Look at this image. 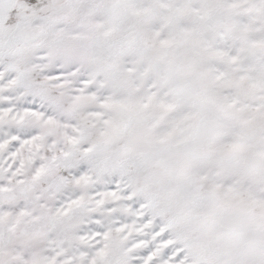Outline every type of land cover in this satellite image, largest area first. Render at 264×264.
Returning a JSON list of instances; mask_svg holds the SVG:
<instances>
[{
  "label": "snow or ice",
  "instance_id": "1",
  "mask_svg": "<svg viewBox=\"0 0 264 264\" xmlns=\"http://www.w3.org/2000/svg\"><path fill=\"white\" fill-rule=\"evenodd\" d=\"M0 264H264V0H0Z\"/></svg>",
  "mask_w": 264,
  "mask_h": 264
}]
</instances>
